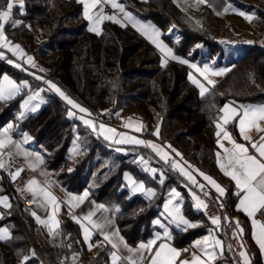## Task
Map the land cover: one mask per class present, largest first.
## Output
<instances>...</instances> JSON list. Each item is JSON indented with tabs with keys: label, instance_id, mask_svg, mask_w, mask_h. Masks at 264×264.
<instances>
[{
	"label": "trees",
	"instance_id": "1",
	"mask_svg": "<svg viewBox=\"0 0 264 264\" xmlns=\"http://www.w3.org/2000/svg\"><path fill=\"white\" fill-rule=\"evenodd\" d=\"M121 1L142 20H156L161 26H177L180 37L172 45L179 60H193L204 51L209 56L223 54L222 45L212 36L214 33L211 35L202 25L196 24L174 0ZM227 1L206 0V5L215 14ZM254 1L258 3L248 5L256 9L253 17L258 21L264 18V8L258 7L259 3L264 5V0ZM7 2L0 0V10ZM18 8H13L12 17L19 16L16 15L17 12L20 14ZM19 17L23 19L21 26L28 23L37 32V26L41 27L46 42L36 53H52L45 75L52 78L66 95L84 105L93 115L107 111L114 113L122 106L137 104L146 122V117L151 122L156 118L162 122H181L183 127L172 134L168 142L179 148L197 169L211 173L220 181L225 179L218 172L215 161L216 123L221 106L227 100L264 101V45L253 42L243 46L240 55L229 61L228 71L202 96L187 77V64L170 59L166 65H161L152 44L131 26L105 20L99 34L89 31L79 0H24V12ZM10 29L9 20L4 28L7 39L12 45L20 44L10 35ZM165 38L172 43L170 35L166 34ZM8 57L13 56L9 54ZM3 72L17 79L21 76L13 65L0 58V76ZM160 73L162 75L157 79ZM47 95L48 101L37 113H29L21 119L16 116L20 96L0 100V127L12 122L13 130L31 134L45 164L67 189L80 191L87 186L97 201L116 206L115 221L129 243L134 244L151 234V220L159 213L166 193L175 187L185 200L183 214L192 221L203 222L205 227L175 230L172 241L183 245L210 227L203 212L193 209L183 177L143 145L133 147L150 154L152 160L149 164L156 168L155 175L142 170L138 157L126 158L124 153H115L109 173H102L94 184H89L84 173L85 168H89L88 178L92 176L93 165L88 163L89 159L98 146L106 152L110 150L104 140L92 133L80 147V155L87 154L86 159L75 157L74 160L82 158L80 165L68 169L67 165L73 160L68 156V148L74 125L82 130L88 129L67 116L66 105L56 94L47 92ZM89 148L92 150L88 151ZM186 148L191 152L187 154ZM124 172L154 188L155 195L149 199L141 193H131L123 181ZM224 186V202L234 214L236 193L231 182L225 181ZM0 190L9 195L11 204L8 213L0 220L11 223V239L0 241V264H59L64 245L38 239L35 220L20 195L10 186L7 175ZM59 231L62 241L65 236L66 240L71 235L75 236L74 240L81 237L78 225L70 218L61 221ZM104 247L105 252H99L102 259L94 264L107 261L108 249ZM31 251L34 255L30 254ZM24 257L29 259L25 261Z\"/></svg>",
	"mask_w": 264,
	"mask_h": 264
},
{
	"label": "rangeland",
	"instance_id": "2",
	"mask_svg": "<svg viewBox=\"0 0 264 264\" xmlns=\"http://www.w3.org/2000/svg\"><path fill=\"white\" fill-rule=\"evenodd\" d=\"M174 2L182 10L189 13L193 17V19L195 20L196 24L202 25L204 30L208 31L211 35H212V33H214V35H212V36L217 37V41L222 45V47L224 49L222 55L215 54V55L209 56L208 53L206 51H204L201 55L197 56V58L190 60L187 63V77L188 78L190 76L193 77L194 79L199 81L201 84H203L207 90L222 76V75H213L212 73L215 71H219L221 69H229L230 68L229 61H231L232 59H234L238 55H240V53L242 51V49H240V47H239L241 44H244V46H245V42L247 40H249V41H247L248 43L257 42L259 44L264 45V18L263 17H262V19H259L258 21H257L256 17H254L251 21H243V19L240 17L241 15L240 16L239 15L238 16L232 15L234 17L231 16L228 20H225V19L218 20V18H216L215 16H212V15L205 17L204 14H202V15H200L199 13L195 14L194 11L197 10L198 7H200V4L198 3V1H195V0H174ZM14 3L18 6L19 0H14ZM241 3L248 5V4H253V3L257 4L258 2L254 1V0L253 1L252 0H231V1L226 3L224 9L227 12L230 9L234 10V8H237L241 11L243 10L245 13L250 11V10L251 11L256 10L254 8H250L249 5L246 6L247 10H245V8L241 9L243 6ZM258 7L264 8V5L259 3ZM1 10H6V5ZM18 10H19L20 14L22 15L24 12V7L22 10V13H21L20 8H18ZM20 14H18V12H17L16 15L21 16ZM19 16L18 17H11V19H10V21H11L10 35L12 37H14L15 40H17L21 44L20 45L17 43V44H13V45H20L21 49L23 50L24 55L21 56L18 52L16 54H14L12 51H9L8 48L0 47V53L3 54L2 56H0V58L5 59L8 63H10L9 61H11L10 64L13 65L21 73V76L19 77V79H17L14 76H12L11 74H9L7 72H3L0 76V82L3 81V78L5 76H7L9 78V80L14 81L18 86L21 87L20 92L13 96V97L20 96L19 101H18L19 102V109L16 113V116L19 119H21V118L27 116L29 113H37L46 104V102L48 101V97H49L47 95V92H53L60 99H62V98L54 90H51L49 88L48 83H46V81H51V82L55 83L57 87H59V85L52 78L45 75L48 73L46 64H49V62H50L49 59H50V56H52V53H50L48 55L36 53V51L38 52L39 48L44 47V43L46 42V37L43 38V35H41V31H42L41 27L37 26L39 28V31L37 32L28 23L26 25L21 26V24L23 23V19L20 18ZM220 16L222 18L224 17V15H221V13L218 12V17L220 18ZM117 20H119V19H117ZM214 20H216V21L214 22ZM13 21H20V23L16 26H13ZM146 21H149V22H146ZM75 22H77V21H75ZM223 22L226 25H227V23H231V26L226 27V25L224 26ZM120 23L121 24H127V25L131 26L133 29H135L137 32H139L142 36H144L152 44V46L155 48V50L159 54L161 65H163V66L166 65L168 63V61L171 59V57H168L165 55V53L161 52V50L154 43H152V41L148 38V36L144 35L142 33V31L139 30L142 25L143 26H150L148 28L150 35L152 34V32H151L152 29H155L156 31H158L159 36L157 37V39L160 42H162L164 45H166L168 48H170L172 50V54L175 55L172 44L174 42L178 41V39L180 37V33H179V29L174 24L161 26L156 20H153V21L141 20V21H139L140 26L138 28H136L126 21H120ZM137 23H138V21H137ZM18 26H21V27L18 28ZM235 28L240 30L239 32L241 34L239 36L234 37L233 29H235ZM247 29H250V31H248ZM100 30L101 29L99 27V32H100ZM36 33H38V35H36ZM4 34L6 36L5 30H4ZM166 34L171 36L172 43H170L169 41L166 40V38H165ZM40 37H41V39H40ZM223 37L226 39H224ZM242 42H244V43H242ZM8 53L11 54V56H13V57L7 58V56L9 55ZM28 56L33 57V63L32 64H29L27 62ZM165 60L167 61V63H164ZM16 64H20L21 67H16ZM191 65H196V67L200 68V69H203L205 66H207L210 69V71L208 73H206L205 75H201V73L197 72L196 68L192 67ZM161 75L162 74L160 73L157 76V79H158V77H161ZM37 77H40V79H37ZM168 78L171 79V77H169V76H168ZM208 80H211L213 83L208 84ZM190 81L192 82V80H190ZM25 84L27 85L26 87L24 86ZM195 86L197 87V85H195ZM197 89H198L199 95H201L200 94V88L197 87ZM36 92L40 93V99L32 100L26 108L25 107V101H27L29 99V97L33 96ZM68 97H70V96H68ZM41 99L44 101V103H41ZM71 99H73V98H71ZM62 101L66 105L67 116L71 119H76L82 125L86 126L88 129V131L82 130L80 128H77L76 125H74L73 131H72L73 136H72L69 148H68V156L70 159H73V160L67 165L68 169L74 168V165H77V166L80 165V161L82 158L78 159V160H76V159L74 160L75 157L83 156V157H85L84 159H86L87 154L83 153L80 155V152H81L80 147L84 141H87V137L90 133H92V134L94 133L96 136H99L100 139L105 141V143L109 146V149H110L108 152H106L103 150V148H100V146H98L96 148L94 155H92V157L89 159L88 163H92V165H93V166L91 165L93 173H92V176L90 177V179L88 178L89 177L88 173L90 174V172H89L90 170H88L89 168L88 169L85 168V170H84V173L86 174L85 179L89 180L88 181L89 184H94L95 181L98 180L100 178V176H102V173H104V172H106L107 174L109 173L108 172L109 167H110L109 165L112 162L111 161L112 156L115 153H117V154L124 153L125 155H127L126 158H134V157L137 158L138 157L137 159L139 160V164H140L142 170H144L145 166H147L149 168V166H150L149 162L152 160L149 153H146L145 151H142L140 149L129 148L126 150V146L129 143H116V141L121 138L120 135H113V134L109 133L108 135L112 136V139H105L104 134H101L100 129H99V125L104 124L108 128L115 129L116 133H118V134H122L124 136H132V137H135V138L140 139V140L150 141L152 143L160 145L163 148V150L168 153V160H171V164L173 162L178 163L182 168H184V170L186 172H188L192 177H194V179H196L197 182H199V180H200V183H202V182L204 183L203 186H208V187L211 186L209 184V182L207 180H205L203 176L200 175V173H204V174L206 173L205 175L210 176L211 173L202 171L201 169H197L194 165H192L190 163V161H188V159H186L184 157V153L179 148L172 146L168 142V139L170 138V136L172 134L180 131L181 128L183 127V124L181 122H179V121L168 122L167 121L168 122L167 123V122H162V121L158 120V118L154 119V121L151 122L148 120V117H146V120L148 121V122H146V121H144L145 117H144V114L141 113V109H139L138 105L135 104L131 107H127V106L123 107L122 106L121 108H119L118 112H114V113L109 112L110 114L108 113V111L104 112V113H107V116L111 119V123H108V122H105V121L99 119L100 115H102L103 113H101L100 115L99 114L96 115V116H99V118L95 119L94 118L95 115H93L90 112V110H88L84 105L78 103L76 100H74V101L76 103H78L79 105H81L82 107L86 108L88 110V113H90L91 115H89L88 113H81V112H79L78 109L72 108L71 105H68L64 99H62ZM37 104H39V108L37 109V111L31 112L29 109L31 107L37 105ZM156 110L159 111L158 108ZM70 111L74 113V115L72 117H70L68 115V113ZM81 117L83 119H81ZM84 119L92 120L96 126L95 130H93V128L90 126L85 125L83 122ZM8 123H9L8 125L13 126L12 122H8ZM125 125H131V126L126 127ZM137 127H140L141 131H139V132L135 131V129ZM157 129H159V136L154 135V133L157 131ZM217 131H218V129L216 126V133H217ZM23 135L26 138H30L31 141L34 142L33 137L27 131H23ZM169 145L171 146L170 148L168 147ZM147 148H149V147H147ZM90 149L91 148H89L88 151ZM149 149L161 161H163V162L167 161V160L161 159L160 156H158L151 148H149ZM173 149L175 151H173ZM219 149H221V148H219ZM184 150L186 151L187 154L191 152L190 148H186ZM177 152L180 153L179 156L176 155ZM141 158H143V159H141ZM143 161H147L148 162L147 165H145L143 163ZM97 163H99V165H97ZM167 167L170 168L169 166H167ZM176 170L178 171V173L180 175H182L184 177V175L179 171V169H176ZM196 171L197 172L201 171V172L196 173ZM30 172H31V170H30ZM107 174H105V175H107ZM104 176L102 178L103 180L106 177V176L105 177ZM210 177H212V176H210ZM127 187L129 188L130 192L133 193V191L129 187V184L127 185ZM199 188H201V187H199ZM210 188L213 189L212 187H210ZM175 189L180 192V190L177 187H175ZM213 190L216 191L215 188ZM81 191L83 193V192H87L89 190L86 186L82 190L77 191L76 193H79ZM2 197H4V195H2ZM25 200H27V199H24V202H26ZM27 202H28V200H27ZM114 207H115V211H117L116 206H114ZM1 209H3L6 213H8V208L4 209L3 207H1ZM194 209H197V207L194 206ZM6 213H5V215H6ZM2 218L3 217H0V220H2ZM157 219H159L158 214L155 215L153 217V219L151 220V225H153L152 231L155 229L154 228V222ZM44 220L49 221V218H46ZM234 220L236 222L235 218H234ZM193 223H194V221H193ZM195 223L196 224H194V225L197 227H200V228L205 227L203 222L195 221ZM40 224H41V226L42 225L44 226L43 230H41V229L39 230V235L37 234L38 239L40 241L47 240V241H52V242H55L58 244L62 243V245H64V247H63L64 254L61 257V261L59 264H94L95 261H100L102 259L101 258L102 256L100 255L99 252L102 251V253H104L106 249H105L104 245L101 244V242L98 241L99 242L98 243L97 241L96 242L90 241V243L93 245V247L91 249H89V246H88L89 244L87 245L86 243H84L81 240V237H78V239L74 240L75 236L71 235L66 240V236H65V238H63V241H62L59 229L58 228L56 229L55 227H53L51 225L50 221L48 223H40ZM50 228H51V230H50ZM119 232L121 235H123L121 233L120 229H119ZM123 237L125 238L124 235H123ZM125 240L127 241L126 238H125ZM30 254H33V252L31 251ZM35 262H37V261H35ZM129 262L131 263V261H129ZM102 264H113L112 258L109 257L108 262L106 263L104 261ZM229 264H234V261H233L231 255L229 257Z\"/></svg>",
	"mask_w": 264,
	"mask_h": 264
},
{
	"label": "crops",
	"instance_id": "3",
	"mask_svg": "<svg viewBox=\"0 0 264 264\" xmlns=\"http://www.w3.org/2000/svg\"><path fill=\"white\" fill-rule=\"evenodd\" d=\"M195 1H198V0H195ZM229 1H231V0H228L227 2H229ZM90 2H91V0H89V3ZM112 2H113V0H100V2L95 7L90 8L89 9V15L93 17V19L91 21L85 18L84 5L82 4V14H83V16L87 22L88 28L92 27V26H98V29H99V27L101 29V25H102L103 21L107 20V19H102V20L99 19L102 16H113L116 19H119V21L128 22L132 26H133V23L135 22L136 28H138L140 26L139 21H141L142 19L139 18V16L136 13L127 9L126 4L123 1L115 0V3L121 5L125 10L124 12H121L119 10V8H114L112 6ZM198 3L200 4V7H198V9L194 11L195 14H197V13H199L200 15L204 14L205 17L212 15V16H215L216 18H218V20H222V19L228 20L232 15L238 16L239 15L238 12L241 11L237 8H234V10L230 9L226 12L224 9V7L226 5V3H225L223 9L221 11H219V13H221V15H224L225 18L224 17L222 18L221 16L219 18L218 12H216L215 14H212L210 12V8H209V6L206 5V2H204V3L198 2ZM241 4L243 5L241 9L245 8V10H247L246 6H248V5L243 4V3H241ZM125 13H131L132 20H129L126 17ZM246 13L249 15H254L253 11H251V10L246 12ZM234 16H232V17H234ZM240 17L243 19V21H249V20L245 19L243 16H240ZM97 21H99L98 24L96 23ZM137 21H138V23H137ZM215 21L216 20H214V22ZM146 22H149V21H146ZM223 24H224V26L226 25L224 22H223ZM227 26H231V23H227L226 27ZM247 30L250 31V29H247ZM239 31L240 30H238L236 28L233 29L234 37L239 36L241 34ZM216 39H217V37H216ZM224 39H226V38H224ZM247 41H249V40H247ZM247 41L245 42V45L250 44ZM242 43H244V42H242ZM243 46H244V44H241L239 46L240 49H242ZM225 105H229L232 108H236L237 111L242 114L244 106H251L253 108L264 107V101H261V102H236V101H232V100H227L221 106V112L219 115V119L217 121V123H220L224 127L225 131H227L237 143L244 144L245 147H247L249 149L250 154L258 155L255 152V149H253L251 145L253 142H255L257 144L261 143L262 141L260 138H261V136H264V132H260L255 127H251L249 129H247L246 133H245L246 135H248L250 137V139L247 141L244 140L240 134V131H239V125H238L239 117L234 118L227 125L223 124L222 117H223L224 113L222 112V109L224 108ZM217 123H216V125H217ZM8 124L9 123L0 127V131H3L5 128H8V126H9ZM258 124H259L260 128L264 129V120L258 121ZM215 135H216V132H215ZM6 136L9 137L12 142L7 144V146L5 148L0 149V162H3V164H4V167L0 168V189L2 188L4 176L7 175V177L10 178L17 172V170H20L23 165L28 166L31 170V175H30L29 179L27 180V182L25 183L22 190L18 191L17 193L20 195V197L22 198L23 201H24V199L28 200V202H24V203H25L26 208L31 213V215L33 212H35L36 215L38 217H40L41 220H44L46 218H49L53 212V206L45 201L43 194L37 192V194L34 196L33 192L28 190L29 182L32 180H36L37 185L33 186V188H42V189H44V191L51 193L56 198V200L59 204V209L56 211V214H55V219L57 221H59V225L56 226L55 228L60 229L61 221L65 220L67 218L72 219L78 225L79 230H80V236H81V239L84 243H86L88 245L90 243V241H93V242L99 241V242H101V244L106 246V248L108 249V258H107L106 263L108 262L109 257L112 258V254L116 253L117 256H119L120 258H124L127 261L129 260L131 262L135 261V262H138L141 264H148L149 253L147 251H143V252L138 251L137 250L138 246L142 242L147 243L149 240L155 239L156 233H160L161 238L159 240H157V244L154 246L153 251L155 250L156 247H158V245L160 243L169 244L170 246H172V247L176 248L178 251H180V256L176 258V264H180V262L182 260L191 261L193 254L200 257V259L204 262V264H216L217 262H218V264H229L230 248H229L228 244L222 238V236L219 232L218 225H213L211 222L212 219H208L205 216H204L205 220L210 224V227L206 231L198 234L196 237L191 239L188 243H185L183 245H177L172 241L175 230H182V229L189 228L188 226L183 225V224H180L178 227L176 223L172 222V217L168 216L164 210V204L171 198L170 193L175 188H171L166 193L165 198H164L163 202L161 203L160 211L158 213L159 219H157V220H160L161 223L165 225V228L171 234V239H167L163 236L165 228H161L160 225L154 223L155 229L152 231L150 236H148L146 239L139 240L137 243L131 244V243L127 242L125 240V238L123 237V235H121L119 232V228H118L117 223L115 221L116 211H115L114 206L107 205V204H104L100 201H97L91 195L90 191H87L88 196L83 201H80L78 198L82 197L85 192L82 193V191H81L79 193H76L77 191L69 190L62 183H60V181L56 177V174L51 169H49L47 167V165L45 164V162L43 160V156L39 152L35 142H32L30 138L24 137L23 131H19L18 129L13 130V128L11 127V128H9L8 132L6 133ZM218 139H219L220 143H222L224 145L225 148L231 149V147H232V144L227 139L223 138V133H221L220 137L216 136L215 161H216L218 172L223 174L225 176V179L220 181L214 175L210 174V176H212V178L224 189H225L224 182L225 181L231 182L233 185L235 193H237L239 190L235 187V182L230 177L226 176L224 174V172L221 171V169L219 167L217 153H220L219 158L221 160L225 157L226 154L224 153L223 149H219L220 147L217 143ZM17 146H19V147H17ZM133 146H135V144H132V145L127 144L126 150L129 148L134 149ZM25 153H29V155H25ZM37 155H39L42 158V161H43L42 163L36 159ZM10 157H15L19 161V163L15 166V169L11 175L8 174V172H7L8 167L11 165L10 164L11 162L9 160ZM164 163H165V165L169 166L171 169L177 171L176 168L172 167L171 160H167ZM149 168H154V167L150 165ZM154 169H156V168H154ZM156 172H157V170H156ZM199 172H201V171H198V172L196 171V173H199ZM148 173L153 175L151 172H148ZM125 174H128L129 176H131V175L128 172L123 173V181L125 184L128 185L129 182L125 179ZM183 179H184L183 185H184V187H185V189L189 195V198L191 200V203H192L193 209H194V206H196V200L193 199V194H195L201 200V198H202V195L200 193L201 188H199V187H200V185H204V183L203 182L200 183V180H199V182L196 181V184L194 185V184H192L191 181H189L187 179L186 176H184ZM136 181L142 182L140 180H136ZM209 184L211 185L210 187H212L213 189L215 188L211 183H209ZM129 187L132 190V186L129 185ZM206 187H208V186H206ZM210 187H208V188L210 191V196L212 198L224 200L225 194L220 195V193L216 192L215 190L211 189ZM145 189H151L155 193V189L150 187V186H145ZM177 192H179V191H177ZM141 194L145 195L144 193H141ZM2 195H4V197L8 196L7 197L8 202L10 203L9 195L6 192L0 190V197H2ZM241 195H242V193H241ZM73 198H76V199H73ZM239 199H240V197H238L236 194V200H235V203L233 206V211H234L233 216L236 219V222L239 221V228L237 227V229H238V232L243 236V238L245 240V247L242 249V251L246 253V256L248 259V264H264V251H261L259 245L256 243V240L254 239V236H253L254 228H253V224H252V218L248 217L243 211L238 210ZM184 201H185L184 197L180 193V196L175 198L173 203L174 204L178 203L180 205L181 215L184 217V219L188 220L190 224L194 225V224H196L195 221L193 223V221L191 219H189L187 216H185L183 214ZM100 205H103V208H101ZM1 207H3V206L0 205V217L4 218L6 212L3 209H1ZM3 208L5 209V207H3ZM194 210L195 211H202V208L201 209L197 208ZM89 213H93L92 220L94 222L103 225L102 229L93 228L92 225L89 224L87 220L83 219ZM74 217L79 218L80 223H77L76 220L74 219ZM33 218H34L35 223H36L37 234L39 235V230L40 229L43 230L44 226L43 225L41 226L40 222H38L34 216H33ZM81 224H83L85 227H87L89 229V231L92 233L90 240L88 242H86L84 240V230L81 227ZM10 226H11V223L9 221L5 220L3 222H0V228H7L9 230V232H10ZM241 228L243 229V232L240 231ZM104 234H107L110 237L111 241L113 243L117 244V248H113L112 243H109L108 241L104 240ZM205 237H208L207 241H205ZM121 238H122V240H121ZM215 239L220 240L221 244L216 245L214 243ZM198 241L201 242L199 247L196 246ZM125 244L127 245V247H125ZM129 248L132 249L133 251L130 252ZM185 249L187 251H184ZM209 253L212 254L211 259H209ZM242 260L244 262L243 257H242Z\"/></svg>",
	"mask_w": 264,
	"mask_h": 264
},
{
	"label": "snow or ice",
	"instance_id": "4",
	"mask_svg": "<svg viewBox=\"0 0 264 264\" xmlns=\"http://www.w3.org/2000/svg\"><path fill=\"white\" fill-rule=\"evenodd\" d=\"M80 3L84 5V15L85 18L88 20H92L93 17L89 15V9L92 7H95L100 0H91L89 3V0H79ZM200 3L206 2V0H198ZM112 6L114 8H119L121 12H124V8L115 3V0L112 2ZM17 7V5L14 3V0H8L6 4V10H0V47L8 48L9 51H12L14 54L17 52L23 56V50L21 49L20 45H12L10 41H8L7 37L4 34V28L5 24L11 19L13 8ZM18 7L21 9V13L24 7V0H19ZM239 15L243 16L245 19L251 21L254 17L253 15H249L245 13L244 11H239ZM126 17L129 20H132L131 13H125ZM99 19H107L112 20L115 23H120L119 20H117L113 16H102ZM99 21L96 23L98 24ZM20 23V21H13V26H16ZM124 26V25H121ZM133 26L135 27V22L133 23ZM150 26H141L139 30L142 31L144 35H147L148 38L154 43L161 52L165 53L166 56L171 57L173 60H179L178 57L172 54V50L168 48L166 45H164L162 42H160L157 37L159 36V32L155 29H152V34H149L148 28ZM89 31L96 32L99 34L98 26H92L89 27ZM3 54L0 53V56ZM11 63V61H9ZM27 62L29 64L33 63V57L28 56ZM180 63L187 64V60H179ZM164 63H167L165 60ZM34 66V65H33ZM192 67L196 68L197 72H200L201 75H205L210 71V69L205 66L203 69L197 68L196 65H191ZM16 67H21L20 64H16ZM228 69H221L219 71H215L212 74L213 75H223ZM37 79H40V77H37ZM190 80H192V83L197 85V87L200 88V94L203 96L205 92L207 91L206 87L201 84L199 81L194 79L193 77H189ZM48 83L49 88L51 90H54L56 93L59 94V96L64 99L68 105H71L72 108L78 109L81 113H88V110L78 103H76L73 99L68 97L59 87L56 86L55 83L51 81H46ZM213 82L211 80H208V84H212ZM27 86L26 84L24 85ZM21 90V87L18 86L14 81L9 80L7 76L3 78V81L0 82V100L3 99H10L15 94L19 93ZM40 99V93L36 92L33 96L29 97L27 101H25V107L27 108L28 104L32 100ZM41 103H44V101L41 99ZM39 108V104L31 107L29 110L31 112L37 111ZM222 112L224 113L222 120L223 124L227 125L231 120H233L236 117H239L238 119V125H239V131L241 136L244 140H249L250 137L246 135V130L255 127L258 131L264 132V129L259 127L258 121L264 120V107H258L253 108L251 106H244L242 114L237 111L236 108H232L229 105H225L222 109ZM91 115L90 113H88ZM23 115V114H22ZM68 115L72 117L74 115L73 112H69ZM81 119H83L81 117ZM85 125H88L95 130V124L92 120L84 119L83 120ZM126 127H130L131 125H125ZM217 137L221 136V133H223V138L227 139L231 144V149L225 148L222 143H220L219 139L217 141L219 147L223 149L224 153L226 154L225 157L221 160L220 153H217L218 157V164L221 169V171L224 172V174L228 177H230L235 182V187L239 190L236 194L239 199V205L238 210L243 211L248 217L252 218V224L254 228V239L256 240V243L259 245L261 251H264V223L259 222L255 219V214L257 212H260L261 210H264V136H261V143L257 144L255 142L252 143V148L255 149V152L258 155H253L249 153V149L245 147L244 144L237 143L232 136L225 131L224 127L217 123ZM12 126L9 125L8 128H5L3 131H0V149H3L7 146V144L11 143V139L6 136V133L8 132L9 128ZM99 129L101 134H104L105 139H112V136L108 135L109 133L113 135H120L121 138L116 141V143H129V144H136V145H144L145 147L151 148L158 156H160L161 159L168 160V153L163 150V148L160 145H157L155 143H152L150 141H144L137 139L132 136H124L122 134L116 133L115 129L108 128L104 124L99 125ZM135 131L139 132L141 131L140 127H137ZM154 135L159 136V129L154 133ZM19 147V146H17ZM171 147L170 145L168 146ZM173 151H175L173 149ZM25 155H29V153H25ZM177 156L180 155V153H176ZM36 159L40 161L41 163L42 158L37 155ZM143 159V158H141ZM145 165H147V161H143ZM4 164L3 162H0V168H3ZM172 167L179 169V171L187 177L189 181L192 182V184H196V180L184 170L178 163L173 162ZM21 170H17V172L12 176V179L15 180L16 177L20 175ZM144 171L151 172L153 175L156 174V169L154 168H148L145 166ZM201 176L204 177L205 180H207L209 183H211L216 191L220 193V195L225 194V189L221 187L212 177L205 175L204 173H200ZM125 179L129 182V185L132 186V191L134 193H144L149 199H151L155 193L151 189H145V185L143 182H137L135 179H133L128 174H125ZM162 182V181H161ZM37 185L36 180H32L29 182L28 190L33 192V195L35 196L37 192L43 194V197L45 198V201L53 206V212L52 215L49 217V221L51 222V225L53 227H56L59 225V221L55 219L56 211L59 209V204L56 200V198L49 192L44 191L42 188H33V186ZM201 188H203V185H200ZM242 193V195H241ZM88 196V193L85 192L82 197H79L78 199L80 201H83ZM180 193L177 192L175 189H173L170 193V199L164 204V210L167 213L168 216L172 217V222L176 223L179 227L180 224L186 225L188 227H194L195 225H192L189 223L188 220L184 219V217L181 215V208L178 203H173L174 199L179 197ZM76 199V198H73ZM193 199L196 200V207L198 209H206L207 205L204 203L203 200H200L199 197H197L195 194H193ZM0 205H3L5 208H10L11 204L8 202V198L0 197ZM101 208H103V205H100ZM32 215L37 219L40 223H48L49 221L41 220L40 217L36 215L35 212L32 213ZM93 213H89L87 216H85L83 219L87 220L89 224L92 225L93 228L96 229H102L103 225L96 223L92 220ZM77 223H80L79 218H75ZM213 225H219L220 218L214 217L211 220ZM154 223L160 225L161 228H165V225L161 223L160 220H156ZM237 227L239 228V221L236 222ZM81 227L84 230V240L88 242L90 240V237L92 233L89 231L87 227H85L83 224H81ZM51 230V228H50ZM241 232H243V229H240ZM163 236L167 239H171V234L169 231L165 228V231L163 233ZM160 233H156V238L149 240L147 243H140L138 246V251L143 252L147 251L149 253V262L148 264H176V258L180 256V251H178L176 248L170 246L167 243H160L158 247L155 248L153 251L154 246L157 244V240H159ZM11 239V234L7 228H0V241H7ZM208 237H205V241H207ZM104 240L108 241L109 243H112L113 248H117V244L113 243L110 239V237L107 234H104ZM122 240V238H121ZM201 242H197L196 246L199 247ZM214 243L216 245H220L221 241L218 239L214 240ZM89 249L93 247L91 243H89ZM125 247L127 245L125 244ZM129 251L132 252L133 250L129 248ZM184 251H187L186 249ZM34 255V253H33ZM240 256L244 258V264H248V259L245 252H241ZM212 258V254L209 253V259ZM29 257H24V260L27 261ZM120 260V257L116 255V253L112 254V261L113 264H116V262ZM131 264H136L135 261H132ZM180 264H204V262L200 259V257L193 254L192 260H182Z\"/></svg>",
	"mask_w": 264,
	"mask_h": 264
},
{
	"label": "built area",
	"instance_id": "5",
	"mask_svg": "<svg viewBox=\"0 0 264 264\" xmlns=\"http://www.w3.org/2000/svg\"><path fill=\"white\" fill-rule=\"evenodd\" d=\"M94 118L97 119L99 118V116L95 115ZM99 119L111 123V119L107 116V113H103L102 115H100ZM9 160L11 162V165L8 167L7 172L11 175L19 161L15 157H10ZM21 169L22 171L20 172V175L16 177L15 180H13L12 177L9 178L10 186L16 192L22 190L31 175L28 166L23 165ZM200 193L202 195L201 200H203L204 203L207 205L206 209L202 208L204 216L209 219H212L214 217L220 218V223L218 225L219 232L230 248V255L234 261V264H244L240 253L245 247V240L243 236L238 232L237 224L234 220L233 214L226 206L224 200H219L210 196V191L208 187L203 186V188L200 189ZM25 201L27 202V200ZM255 218L259 222L264 223V210L257 212L255 214ZM116 264L131 263L124 258H120V260H118ZM136 264L140 263L136 262Z\"/></svg>",
	"mask_w": 264,
	"mask_h": 264
}]
</instances>
